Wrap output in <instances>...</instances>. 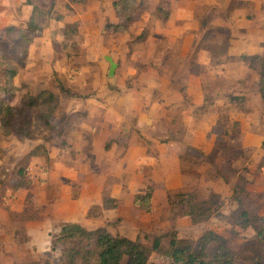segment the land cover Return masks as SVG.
Wrapping results in <instances>:
<instances>
[{"label": "rangeland", "instance_id": "obj_1", "mask_svg": "<svg viewBox=\"0 0 264 264\" xmlns=\"http://www.w3.org/2000/svg\"><path fill=\"white\" fill-rule=\"evenodd\" d=\"M33 1L40 10L47 11L50 0ZM231 3L251 10L247 2ZM143 8L151 10L149 5L140 3L134 19ZM151 14L141 30L136 25L125 32L107 29L109 33L95 38L93 34L75 32L77 21L64 26L56 24L61 26L60 31L48 32L47 27H56L46 13L40 19L48 33L43 32L32 43L26 68L14 78L19 89L9 102L19 104L26 92L58 91V82L77 95L93 98L120 91L118 84L128 87L141 70L137 67V73L130 74L132 51L147 61L160 57L165 51L157 54V50L168 45L165 38L159 37L153 48L152 38L147 39L154 19L158 17L162 23L167 17L164 9ZM7 24L0 21V42L10 45L3 33ZM203 26L206 31L201 43L206 41L216 55L221 54L230 30H213L214 25L205 21ZM141 32L144 37L137 38ZM117 41L120 43L113 46ZM103 55L111 56L116 63L110 81L109 63ZM67 95L59 92L62 107L50 118V127L39 118L41 109L34 108L27 110L31 136L6 134L0 128V264H59L60 247L52 249L51 240L66 222L90 229L104 227L112 234L137 238L149 248L155 236H161L162 247L167 248L171 233L180 241L195 245L206 229H213L229 239L233 264H264V243L255 230L264 226V107L243 122L231 117L233 108L227 106L225 98L219 117L210 126L212 141L208 148H197L186 144L184 130L188 126L181 117L175 118L174 127H166L164 134H152L148 139L134 126L128 133L115 134L107 119L110 116L101 115L95 106L89 116L86 111L69 112ZM208 95L211 97L210 92ZM232 103L237 107L240 102ZM202 115L196 116L195 126L205 119L204 112ZM242 128L246 147L238 144ZM131 140L139 145L148 142L144 155L137 144L135 149L126 148ZM121 143H125L124 147ZM36 145L42 146L39 155L28 157L26 153ZM19 167L24 168L26 185L13 187ZM147 185L153 187L149 212L132 201ZM181 193H191L195 201H214L213 213L204 221L193 222L184 214L179 200L187 196L182 197ZM103 196L115 198L117 206L104 209ZM243 209L252 220L246 228L238 224ZM150 261L169 264L166 257L154 251Z\"/></svg>", "mask_w": 264, "mask_h": 264}, {"label": "crops", "instance_id": "obj_2", "mask_svg": "<svg viewBox=\"0 0 264 264\" xmlns=\"http://www.w3.org/2000/svg\"><path fill=\"white\" fill-rule=\"evenodd\" d=\"M113 1L87 0L84 3H69L68 0H50L47 14L56 28L44 29L53 34L55 29H61V26L56 24L61 23L64 26L77 21V32L93 34L95 38L97 35L104 36L103 33L110 32L105 28L107 23H123V18L115 12ZM233 1L241 4L247 2L251 5V10L248 12L241 8L242 5H232ZM263 1L143 0L142 4L150 6V12L143 8L138 17L127 24V29L133 25L143 29L149 21V16H153L151 11L164 9L166 19L162 20V23L158 17L154 19L147 39L152 38L151 43L155 48V39L165 38L168 45L164 50L159 47L157 54L165 52L161 53L160 57H152L150 60L147 58L145 61L142 56V60L139 58L136 51H132L130 74L137 73V67L141 70L133 77L128 87L118 84L120 91L104 92L94 98L67 95L69 112L86 111L89 116L95 106L101 115L107 113L110 116L107 119L114 126L113 133H128L130 127L134 126L147 137L146 139L152 134H164L166 127H174L175 118L181 117L187 121L185 124L188 126L184 130L186 144L208 148L212 141V136H209L210 126L219 117L221 103L227 100V106L232 107L234 112H231V117L243 122L246 117H254L256 112L264 107L258 93L257 71L239 59L241 54L264 56ZM67 3L71 9L66 7ZM33 5V0H0V21L4 24L24 25ZM203 21L214 25L213 30L219 27L230 30L221 54L216 55L207 46L206 41L201 43L206 31ZM125 41H128V37ZM119 43L117 41L112 45L117 46ZM208 92L211 97L206 96ZM230 95L239 99L237 107L229 101ZM60 97L59 107H62ZM203 112L205 119L198 121L200 124L195 126L196 116H203ZM243 135L242 128L238 144L246 147ZM146 143L148 142L142 141V145H139L135 140H131L126 148L135 149L137 144L144 155ZM124 145L125 143H121V147ZM111 194L117 198L116 193Z\"/></svg>", "mask_w": 264, "mask_h": 264}, {"label": "trees", "instance_id": "obj_3", "mask_svg": "<svg viewBox=\"0 0 264 264\" xmlns=\"http://www.w3.org/2000/svg\"><path fill=\"white\" fill-rule=\"evenodd\" d=\"M68 1L69 3H84L87 0ZM140 3H143V0L139 2L135 0H114L113 7L116 14L123 18V23H107L105 28L112 31L126 30L127 24L135 18L134 12ZM66 7L71 9L68 3ZM129 9H131V12H129ZM47 11L40 10V7L35 4L32 6L31 13L24 25L8 24L3 28L5 39L10 42V45L0 42V128L3 133H14L21 137L31 136L32 124L27 110L34 108L41 109L39 118L44 126L50 127L52 125L50 118L59 108V92H66L69 96L77 95L58 82V91L41 89L36 94L26 92L22 95L19 104L13 105L9 102V99L14 98L19 89L14 84V78L26 68L30 46L45 26L40 18ZM74 30L77 32L76 27ZM62 33L65 34V31ZM142 37H144L143 32L137 36V38ZM239 59L248 67L257 71L259 75L258 93L264 103V56L241 54ZM228 99L230 102L239 101L237 96L232 95ZM40 147L42 146H34L26 155L28 157L39 155L38 149ZM43 155H46L45 148ZM15 173L17 180L12 186H25L24 168H17ZM152 193L153 187L147 185L143 192L133 196V204L146 212L151 211ZM180 196H187L186 199L183 197L179 201L182 207L185 208L184 214L189 215L193 222L206 220L214 211L211 206L214 201H195L191 193H181ZM116 206L117 200L115 198L103 196L102 207L104 209H111ZM251 223L252 220L248 211L241 210L238 224L242 228H246L251 226ZM255 230L264 243V226L255 228ZM169 235L167 248L162 247L161 236H155L149 248L137 238L130 239L119 233L112 234L104 227L90 229L77 222H66L53 235L51 248L56 249L59 245V264H153L150 261L152 251L166 257L169 264L234 263L229 239L213 229H206L195 245L180 241L175 233Z\"/></svg>", "mask_w": 264, "mask_h": 264}, {"label": "water", "instance_id": "obj_4", "mask_svg": "<svg viewBox=\"0 0 264 264\" xmlns=\"http://www.w3.org/2000/svg\"><path fill=\"white\" fill-rule=\"evenodd\" d=\"M104 59L107 60L108 63H109V68H108V71H107V79L111 80L113 78V76H114L116 63L113 61V59L109 55H105Z\"/></svg>", "mask_w": 264, "mask_h": 264}]
</instances>
